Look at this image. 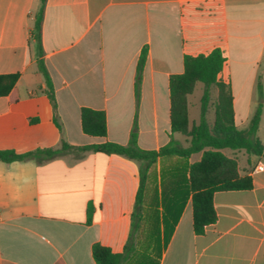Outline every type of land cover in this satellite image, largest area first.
Wrapping results in <instances>:
<instances>
[{
  "label": "crops",
  "instance_id": "1",
  "mask_svg": "<svg viewBox=\"0 0 264 264\" xmlns=\"http://www.w3.org/2000/svg\"><path fill=\"white\" fill-rule=\"evenodd\" d=\"M40 5L0 0V150L126 144L134 120L140 148L158 149L171 137L181 144L170 130L169 78L183 72L185 55L215 48L225 58L219 79L231 91L234 125L246 128L261 103L255 136L264 147V0H45L41 57L60 127L37 66ZM83 106L105 112V136L83 132ZM221 151L252 187L215 191L216 219L201 234L192 229L190 196L181 203L182 157L151 164L137 209L140 160L86 151L42 163L0 161V264H96L92 245L122 252L136 221L135 249L157 264H264V171H253L264 157ZM195 154L199 160L201 152L186 161Z\"/></svg>",
  "mask_w": 264,
  "mask_h": 264
},
{
  "label": "trees",
  "instance_id": "2",
  "mask_svg": "<svg viewBox=\"0 0 264 264\" xmlns=\"http://www.w3.org/2000/svg\"><path fill=\"white\" fill-rule=\"evenodd\" d=\"M45 0H41L39 11L34 21L33 37L37 46V66L45 82L47 94L54 110V123L60 127L56 115V101L49 73L42 59L41 27ZM145 49H142L136 65L135 96L138 97L139 84L145 63ZM224 55L220 49H213L208 54L197 56L185 55L183 58V72L171 75L170 90V130L186 135L188 144L181 145L172 137L158 149H142L137 144V124L134 120L126 144L105 141L99 144L73 146L62 141L60 147L36 148L34 150L17 153L13 150H0V161H34L42 163L57 156L74 152L82 155L86 151H100L106 154H118L130 159L143 162L140 167L139 186L136 192V209L142 203L144 184L147 171L159 157L176 155L185 160L193 153L201 152L199 160L182 165L181 173V203H185L188 196L192 205V229L201 234L207 225L216 219L212 195L218 190L250 189L252 179L249 175H240L237 162L226 156L221 150L244 149L264 157V147L255 134L258 128L261 103L258 104L245 129H237L233 120L232 95L227 84L219 79L224 63ZM197 82L203 84L201 96L200 116L197 123H190L188 118L187 96L191 94ZM217 88V102L215 119L210 126L206 119L210 88ZM81 128L91 136H105L107 132L106 115L103 110H96L83 106L80 109ZM178 194V196H179ZM90 213L88 209V221ZM137 221L132 223V232L124 245L122 252H113L108 246L98 242L92 245V257L96 264H157L156 256L143 255L135 249L133 232L137 230ZM169 232H166L168 240Z\"/></svg>",
  "mask_w": 264,
  "mask_h": 264
},
{
  "label": "rangeland",
  "instance_id": "3",
  "mask_svg": "<svg viewBox=\"0 0 264 264\" xmlns=\"http://www.w3.org/2000/svg\"><path fill=\"white\" fill-rule=\"evenodd\" d=\"M200 86H201V84L197 83V87H195L193 94L188 96L189 119L194 120L195 123H197L196 120L198 119L199 113H198V109L196 108V106L194 104V96H195V94H197L199 92ZM217 94H218L217 88L215 86H212L210 88V95H209V101H208L207 112H206V119H207L210 126L213 124L214 119H215V106H216V102H217ZM181 135H182L181 136L182 137L181 145H184V144L187 145L189 138L184 134H181ZM197 158H198V154H195L191 157V160L195 161ZM185 163H186V160L184 159V162H182V165H184Z\"/></svg>",
  "mask_w": 264,
  "mask_h": 264
},
{
  "label": "built area",
  "instance_id": "4",
  "mask_svg": "<svg viewBox=\"0 0 264 264\" xmlns=\"http://www.w3.org/2000/svg\"><path fill=\"white\" fill-rule=\"evenodd\" d=\"M253 171H264V164L263 163H258Z\"/></svg>",
  "mask_w": 264,
  "mask_h": 264
}]
</instances>
